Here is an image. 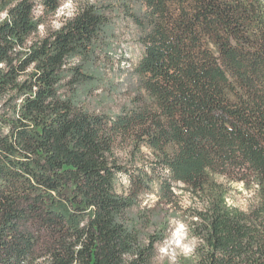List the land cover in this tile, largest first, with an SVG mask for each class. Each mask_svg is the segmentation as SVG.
<instances>
[{
    "label": "trees",
    "instance_id": "16d2710c",
    "mask_svg": "<svg viewBox=\"0 0 264 264\" xmlns=\"http://www.w3.org/2000/svg\"><path fill=\"white\" fill-rule=\"evenodd\" d=\"M119 18L133 94L96 111ZM171 218L161 264H264V0H0V264H156Z\"/></svg>",
    "mask_w": 264,
    "mask_h": 264
},
{
    "label": "rangeland",
    "instance_id": "374dc122",
    "mask_svg": "<svg viewBox=\"0 0 264 264\" xmlns=\"http://www.w3.org/2000/svg\"><path fill=\"white\" fill-rule=\"evenodd\" d=\"M73 11V3L71 1L64 2L51 20V24L54 27L58 26ZM42 30L43 27H40V31ZM114 32L115 39L109 52L110 57L108 59L102 58L99 63L98 69L101 80L94 86L91 95L85 97V102L91 109L96 111L107 110L111 113L118 112L120 106L128 103L129 97L133 94L136 78L131 69L141 54V48L135 41L137 30L129 19H117ZM144 151L148 153L145 148ZM127 184V178L122 176L117 184V190H124ZM234 186L229 201L245 207L250 193L245 191L240 184ZM155 199L156 184H153L152 189L141 196V206L152 203ZM185 202L188 203V200L186 199ZM170 223L171 231L168 237L158 245L156 264H161L165 260L173 263L179 255H189L193 251L194 240L187 236L185 224L178 218H171Z\"/></svg>",
    "mask_w": 264,
    "mask_h": 264
},
{
    "label": "bare ground",
    "instance_id": "6f19581e",
    "mask_svg": "<svg viewBox=\"0 0 264 264\" xmlns=\"http://www.w3.org/2000/svg\"><path fill=\"white\" fill-rule=\"evenodd\" d=\"M127 56V55H126ZM126 61V60H125ZM130 62V61H129ZM123 63V62H122Z\"/></svg>",
    "mask_w": 264,
    "mask_h": 264
}]
</instances>
